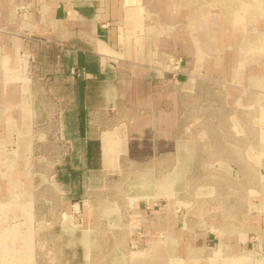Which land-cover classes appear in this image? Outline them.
Returning a JSON list of instances; mask_svg holds the SVG:
<instances>
[{
  "label": "rangeland",
  "instance_id": "obj_1",
  "mask_svg": "<svg viewBox=\"0 0 264 264\" xmlns=\"http://www.w3.org/2000/svg\"><path fill=\"white\" fill-rule=\"evenodd\" d=\"M121 9L138 13L133 39L151 52L156 84L171 81L174 146L140 161L120 154L113 171L68 186L58 169L74 158L59 129L23 130V104L9 100L32 85L55 101L23 45L42 12L0 0V264H264V0Z\"/></svg>",
  "mask_w": 264,
  "mask_h": 264
},
{
  "label": "crops",
  "instance_id": "obj_2",
  "mask_svg": "<svg viewBox=\"0 0 264 264\" xmlns=\"http://www.w3.org/2000/svg\"><path fill=\"white\" fill-rule=\"evenodd\" d=\"M19 1L32 3L42 12L33 13L38 25L32 27L38 36L23 45L39 62L34 74L42 79L50 76L55 101L47 103L45 90L32 85L21 93L12 89L9 100L23 104L17 117L23 130L30 131L32 122H53L59 129L55 137L68 145L66 150L74 158V163L67 161L58 169L65 172L68 186H76L79 175L113 171L120 154L143 160L142 156L173 148L175 93L164 91L169 80L156 84L159 73L145 61L151 52L133 39L136 10L122 12L121 0ZM47 61L55 66L48 67ZM57 76L62 82L54 81ZM26 93L34 98V106L27 103ZM45 132L37 129L38 137L49 136L50 130ZM107 132L117 135V160L110 168L103 158L102 136ZM24 143L19 150H28Z\"/></svg>",
  "mask_w": 264,
  "mask_h": 264
},
{
  "label": "bare ground",
  "instance_id": "obj_3",
  "mask_svg": "<svg viewBox=\"0 0 264 264\" xmlns=\"http://www.w3.org/2000/svg\"><path fill=\"white\" fill-rule=\"evenodd\" d=\"M133 14L130 17H133ZM116 142H117V135L115 133H111L110 136H107L104 138L103 158H104L105 167L107 168H110L112 167V165L115 164V161H116L115 143Z\"/></svg>",
  "mask_w": 264,
  "mask_h": 264
}]
</instances>
